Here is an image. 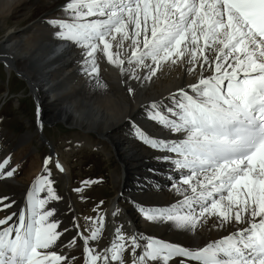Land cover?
I'll list each match as a JSON object with an SVG mask.
<instances>
[{
  "label": "snow or ice",
  "instance_id": "snow-or-ice-1",
  "mask_svg": "<svg viewBox=\"0 0 264 264\" xmlns=\"http://www.w3.org/2000/svg\"><path fill=\"white\" fill-rule=\"evenodd\" d=\"M64 11L70 19L49 23L60 29L58 38L84 50L89 76L98 77V50L135 79V68H147L150 79L163 63H186L189 73L199 66L197 81L171 94L172 106L150 105V119L182 138H153L137 130L145 144L174 154L164 159L179 170L173 187L183 197L171 207L142 211L149 221L190 233L210 218L220 230L236 226L202 247L127 236L117 228L102 251L88 247L98 239L95 229L84 237V264H127L126 252L130 264H169L177 257L179 264H264V0H68ZM125 41L132 49L126 61L120 58ZM97 84L104 86L99 79ZM39 115L38 107V121ZM9 162H0V177L13 176L15 169L4 171ZM52 183L48 175L38 176L26 207L0 219V226L7 225L0 228V264H71L68 256L50 250L62 235L49 219L53 210L45 208L59 199ZM45 191L46 197L37 195ZM7 200L0 197V205L11 208ZM13 217L17 221L9 224Z\"/></svg>",
  "mask_w": 264,
  "mask_h": 264
},
{
  "label": "bare ground",
  "instance_id": "bare-ground-1",
  "mask_svg": "<svg viewBox=\"0 0 264 264\" xmlns=\"http://www.w3.org/2000/svg\"><path fill=\"white\" fill-rule=\"evenodd\" d=\"M67 2L68 0H0V55L9 60L31 83L39 107L38 126L41 130L46 123H60L70 129H77L79 132L75 137L79 143L75 145L88 147H93V144L87 133L94 132L100 139L95 140L97 145L94 148L105 156L112 154L115 158L116 165L109 174L115 195L104 210L103 220L100 222L102 227L99 224L93 227L103 234L94 241H88V247L96 251L110 247L113 227L126 230L127 236L154 237L185 247H202L211 240L228 235L236 226L217 229L214 227L215 218H210L197 233H190L177 230L170 222L149 221L141 212L143 205L171 207L183 199L173 187L180 178V172L170 160L164 159L169 154L147 148L138 137L137 130L148 135L176 136L169 134L167 129H160L150 119V105L154 101L161 105L170 102L171 94L195 83L200 76L199 66L196 71L189 73V65L186 63H163L157 68L155 75L145 79L149 70L132 65L139 76V79H135L130 71L121 73L118 66L109 62L107 53L98 50V77L96 74L89 76L83 71L84 50L74 45L63 47L59 42L52 41L46 30L47 20L60 18ZM52 35L57 37L56 33ZM129 43L130 41H125L124 47L120 49V58L125 61L132 51ZM100 48H103L102 44ZM111 51H117L115 42ZM6 66L10 72L12 66ZM124 67L127 69L130 66L125 62ZM204 75H211V72L205 71ZM97 79L103 87L97 84ZM4 132L0 129V159L13 151V160H10L9 165L15 169L16 174L11 179L0 181V197H8L4 203L12 204L11 208L0 205V209H3L0 210L1 219L18 205L20 200L17 196L36 182V174L44 165L38 161V157L37 159L29 154L26 150L29 146L23 149L17 147L19 150L14 151L12 147L22 138L19 139V136L16 140H11L4 137L2 141L1 134ZM26 134L28 139L33 135L30 132ZM40 138L44 136L40 135ZM23 140L25 142L24 138ZM52 148V158L59 159L55 146L52 145ZM28 156L30 160H26ZM69 173L67 169V172L65 170L62 174H55L62 189L60 192L51 186L59 199L49 200L48 203L57 214L59 232L62 233L57 245L51 250L71 259H78L76 264H84V237H88V234L80 233L76 227L80 225L79 215L77 216L79 210L72 195L74 192H70L72 180ZM46 175L51 177L49 173ZM131 177L138 180L131 181ZM131 182L134 187H131ZM42 195L46 197L47 192H42ZM89 231L92 229L89 228ZM68 237L72 240L64 245L63 240ZM73 240L74 246L71 243ZM72 247L75 248L65 251ZM139 252L138 249L137 254ZM180 259L177 257L169 264H179ZM125 260L130 264V252L125 253ZM187 264L195 262L188 261Z\"/></svg>",
  "mask_w": 264,
  "mask_h": 264
},
{
  "label": "rangeland",
  "instance_id": "rangeland-1",
  "mask_svg": "<svg viewBox=\"0 0 264 264\" xmlns=\"http://www.w3.org/2000/svg\"><path fill=\"white\" fill-rule=\"evenodd\" d=\"M5 68L7 71L4 70L3 65L0 63V127L7 132L8 138L11 140H16V137L18 138L19 136V139L24 138L25 142H20L16 146L13 144L15 146L14 149H23V147L27 148L29 146L26 150L31 156L38 157V161L44 164V168L45 160L50 158V151L36 140L40 136L35 124L36 106L34 100L23 81L15 77L12 71L10 73L6 65ZM18 72L22 74L21 71ZM6 83H8L7 87ZM25 121H28V124ZM27 131L31 135L33 134L30 139H28L29 136L26 134ZM77 132L79 130L66 128L65 125L57 123L52 126L51 124L50 126H45L43 135L55 146L59 157L68 166H65V168L70 171L69 174L72 180V190L71 188L70 190L72 193L74 192L73 196L81 216L84 218L98 217L102 215L103 210L115 195L109 174L114 170L116 162L112 154L105 156L94 150L96 148L93 147H76L74 143L79 142H76L75 136ZM88 135L91 136L90 141H92L93 146L96 144L95 140H100L94 132ZM45 137L43 138L44 140H46ZM29 157L26 160H30ZM54 161L53 159L49 160L47 165L51 170V173L49 172L51 177L52 173L57 171ZM67 169H65L66 172ZM51 177L49 179L53 180L54 178ZM130 184L135 186L134 183Z\"/></svg>",
  "mask_w": 264,
  "mask_h": 264
}]
</instances>
